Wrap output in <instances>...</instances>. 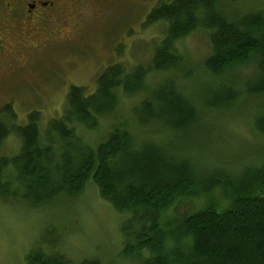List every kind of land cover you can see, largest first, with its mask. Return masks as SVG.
Masks as SVG:
<instances>
[{"label":"trees","instance_id":"obj_1","mask_svg":"<svg viewBox=\"0 0 264 264\" xmlns=\"http://www.w3.org/2000/svg\"><path fill=\"white\" fill-rule=\"evenodd\" d=\"M243 1L157 4L146 23L166 27L151 64L108 65L93 91L71 86L65 108L45 124L33 111L16 125L6 105L9 121L1 110L0 147L16 134L20 148L16 155H0V201L47 207L80 195L93 182L104 201L127 215L120 254L131 262L264 264V157L237 171L201 169L186 156L193 148L184 141L200 125L203 110L229 109L243 98L253 104L254 130L264 135V9L231 8ZM198 30L207 32L211 49L202 62V75L212 79H203L205 84L191 72L173 73L185 64L176 42ZM250 65L252 77L237 82L235 72ZM150 73L161 77L151 82ZM131 97L136 101L123 108ZM104 118L107 129L91 141L86 133ZM179 202H190L191 212L165 218ZM40 245L26 253L25 264H104L74 262Z\"/></svg>","mask_w":264,"mask_h":264},{"label":"rangeland","instance_id":"obj_2","mask_svg":"<svg viewBox=\"0 0 264 264\" xmlns=\"http://www.w3.org/2000/svg\"><path fill=\"white\" fill-rule=\"evenodd\" d=\"M169 1H104L97 13L92 8L87 44L81 41L73 46L48 45L38 48L33 56L34 51L27 56L12 54L16 62L11 66L12 73L0 82V111L5 115L1 116L9 121L7 105L15 114L16 125H24L33 111L40 113L41 124H45L65 108L71 86L93 91L96 78L108 65L122 63L128 69L137 64L149 66L166 23L147 24L146 18L157 4ZM231 8L237 13L264 9V0H245ZM176 45L185 64L174 74L191 72L203 83V79L212 80L202 75V62L211 51L207 32L195 31ZM254 70L250 65L235 72L236 81L251 78ZM160 77L161 74L150 73L148 80L156 82ZM178 83L190 91L196 88L190 82ZM135 99H125L123 108H129ZM203 112L200 125L191 128L184 140L189 149L193 148L186 156L201 169L226 166L237 171L264 157V135L254 130L250 121L255 112L250 101L243 98L229 109ZM107 123V119H102L96 130L86 133L87 137L94 141L105 132ZM19 140L16 134H10L0 147V155H16ZM191 210L190 202H179L165 218L181 217ZM126 216L100 197L93 182L80 195L60 198L47 207L29 209L0 201V264H25L26 253L37 244L45 250L51 247L60 251L74 262L99 259L104 264H137L120 254L124 242L121 227Z\"/></svg>","mask_w":264,"mask_h":264},{"label":"flooded vegetation","instance_id":"obj_3","mask_svg":"<svg viewBox=\"0 0 264 264\" xmlns=\"http://www.w3.org/2000/svg\"><path fill=\"white\" fill-rule=\"evenodd\" d=\"M104 1L114 0H0V82L12 73V54L87 44L92 8L97 13Z\"/></svg>","mask_w":264,"mask_h":264}]
</instances>
